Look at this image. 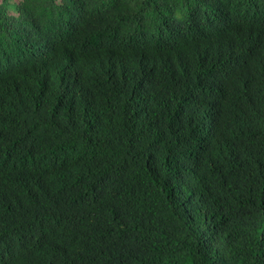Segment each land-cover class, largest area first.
Masks as SVG:
<instances>
[{
	"label": "trees",
	"instance_id": "obj_1",
	"mask_svg": "<svg viewBox=\"0 0 264 264\" xmlns=\"http://www.w3.org/2000/svg\"><path fill=\"white\" fill-rule=\"evenodd\" d=\"M0 264H264V0H0Z\"/></svg>",
	"mask_w": 264,
	"mask_h": 264
}]
</instances>
